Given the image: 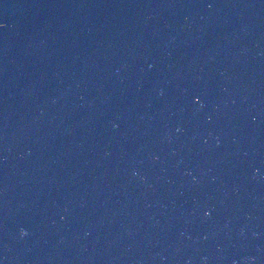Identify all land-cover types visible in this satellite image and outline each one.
I'll return each instance as SVG.
<instances>
[{
    "label": "water",
    "instance_id": "1",
    "mask_svg": "<svg viewBox=\"0 0 264 264\" xmlns=\"http://www.w3.org/2000/svg\"><path fill=\"white\" fill-rule=\"evenodd\" d=\"M0 264H264V0H0Z\"/></svg>",
    "mask_w": 264,
    "mask_h": 264
}]
</instances>
